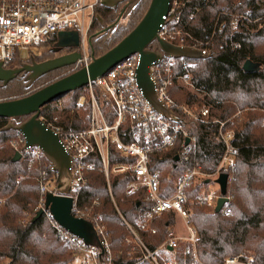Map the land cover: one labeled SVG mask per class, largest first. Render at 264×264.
<instances>
[{
    "label": "trees",
    "instance_id": "16d2710c",
    "mask_svg": "<svg viewBox=\"0 0 264 264\" xmlns=\"http://www.w3.org/2000/svg\"><path fill=\"white\" fill-rule=\"evenodd\" d=\"M149 2L141 0L127 17V25L123 28L109 36L92 37L94 55L111 49L125 37L142 18ZM248 8L252 20L257 21L237 29L234 40L241 44L240 49L232 51L227 40L216 38L210 46V57L191 60L192 82L204 95L196 97L179 88L170 90L177 105L189 108L207 106L212 118L229 120L227 127L235 133V169L229 187L233 196L231 214L225 217L207 206L197 204L196 198L204 182H198L187 191L189 222L198 233L197 252L205 264H218L240 253L252 255L254 264H264V0H190L183 16V21L187 22L194 14L187 30L195 38L205 40L210 36L222 10L243 13ZM97 10L106 19L105 9L99 6ZM96 26L98 22L94 20L91 29ZM49 42L56 43L57 35L48 37L44 43ZM88 53L90 55L89 49ZM247 61L258 65V69L244 71L243 65ZM71 68H61L41 78ZM84 91L85 87L51 102L41 109L40 116L44 108L55 105L51 110V118L58 117L65 130L79 131L86 128L90 115L89 99H85L80 109L75 108ZM98 100L105 120L111 123L113 113L108 109L109 103L103 97ZM173 111L181 127L189 136L196 138V146L190 151H181L177 145L166 153L151 157L150 171L158 174L162 188L167 193L168 172L181 175L200 167L203 173L211 174L219 165L224 150L216 125L194 122L180 109L174 108ZM8 122V119L0 118V261L6 264H72L73 252L56 235L45 218L41 216L34 220L33 211L39 198V172L46 171V179L52 178L54 172L43 157L40 165L34 164L30 168L25 160L12 162L15 152L9 142L18 133L13 130L1 132ZM126 162L132 160L113 152L109 155L110 165ZM95 165V170L86 175L87 185L78 206L91 207L94 214L100 216L110 235L113 264H147L139 263L140 256L125 243L128 232L122 220L135 227L138 225L147 212L143 192L125 197L124 190L134 179L133 175L111 176L109 188L114 205L101 172L102 166L97 160ZM24 214L34 216L23 223ZM172 223L173 214L165 213L154 222L157 230L155 235L142 234L144 243L152 248L161 245Z\"/></svg>",
    "mask_w": 264,
    "mask_h": 264
},
{
    "label": "built area",
    "instance_id": "2783aa9c",
    "mask_svg": "<svg viewBox=\"0 0 264 264\" xmlns=\"http://www.w3.org/2000/svg\"><path fill=\"white\" fill-rule=\"evenodd\" d=\"M189 1L170 0L168 12L162 17L163 24L160 25L157 36L160 40L177 46L197 49L203 56L211 55L210 46L216 38L227 40L232 51L240 49L241 44L234 40L237 29L239 26H247L257 21L252 20L250 8L243 13H232L224 9L218 14L210 36L200 40L187 30L194 14L187 22L183 21ZM98 5L100 0H0L2 68L11 67L14 61L31 54V49L40 48L48 37L60 32H76L79 35L81 60L73 68L77 70L86 66L90 61L87 34ZM151 50H158L156 43L152 44ZM139 65L140 55H130L104 76L85 86L90 101V115L87 127L82 130H65L58 117L51 118L52 107L43 109L39 120L57 134L63 151L70 157L71 184L67 194H59L56 189L58 174L50 166L54 176L46 179V171L41 170L37 179L39 198L34 215L41 210L42 216L73 254L85 256L90 264H113L109 233L100 216L94 214L91 207L78 206L79 198L87 185L86 175L95 170V160H97L102 166L101 172L114 205L109 188L111 176L132 174L134 179L126 186L124 196L132 197L140 191L144 194L147 212L138 225L132 226L121 217L128 232L124 241L140 256L139 263L205 264L197 252L198 233L189 222V212L186 208L187 191L198 182H204L196 202L199 206H207L215 210L218 200L222 197L216 181L221 174L227 175L226 195L223 197L226 203L220 213L225 217L231 214L233 196L229 187L235 169L236 148L233 144L235 133L227 127L229 120L220 121L212 118L209 107L179 106L172 99L170 94L172 88L182 89L196 97L204 95L192 82L191 60L162 56L152 62L149 67L150 80L159 102L173 113L174 108L182 110L194 122L216 125L218 137L224 147L219 165L213 173H203L200 167H195L181 175L169 173L167 177L169 193L165 192L158 174L150 171L151 157L166 153L177 145L181 151H190L196 146V138L189 136L181 127L180 120L171 121L153 109L137 82ZM97 91L109 103L108 109L113 113L111 123L104 118L102 105L97 101ZM84 101L85 97L81 96L75 108L80 109ZM186 140L189 142L186 143ZM9 144L14 152H20L25 145V139L18 133ZM111 152L124 159H131L132 162L110 165ZM42 157L44 158L42 150L35 147H26L21 152V160L28 162V168L34 164L40 165ZM47 193L72 200V217L91 224L99 243L98 247L84 244L81 239L71 235L56 223L50 211L44 207ZM165 213L173 214V223L167 228L162 244L152 248L144 243L142 234L155 235L157 230L154 222ZM178 219L183 222L182 231L175 230L174 225ZM218 264H254V258L250 254L240 253L225 258Z\"/></svg>",
    "mask_w": 264,
    "mask_h": 264
},
{
    "label": "water",
    "instance_id": "95a60500",
    "mask_svg": "<svg viewBox=\"0 0 264 264\" xmlns=\"http://www.w3.org/2000/svg\"><path fill=\"white\" fill-rule=\"evenodd\" d=\"M112 1L113 6L109 5ZM127 0H100V5L106 8L115 9L118 4ZM137 0H131L130 3ZM170 0H150L149 5L142 18L136 26L123 37L115 46L107 50L104 54L95 57L92 50L91 39L87 38V46L90 50V61L86 66L80 67L73 73L62 77L41 89L21 98L0 102V118H5L11 123L7 124L1 132L9 130L16 131L25 139V145L20 152H15L12 162L21 160V152L26 147H35L42 150L44 158L47 160L52 170L58 174L56 189L59 194H67L70 189L71 175L69 173L70 157L63 151L57 134L47 128L40 120L41 109L58 100L68 93L84 88L88 83L94 82L97 78L104 76L115 65L125 60L133 54L140 55V65L137 71V82L142 88L144 97L151 104L153 109L165 118L178 122L177 116L166 108L158 100L154 91V85L150 80L149 67L152 62L162 56L172 59L201 60L210 57L203 56L199 50L188 46H177L160 40L157 33L160 25L163 24L164 17L169 9ZM126 7L123 8V10ZM111 25L103 27L102 32L106 33L113 29L122 16ZM102 34V33H101ZM96 34L95 36H98ZM156 43L158 50L152 51V44ZM54 52L61 49H75L69 54L46 60L41 63L33 62L30 65L23 64L15 69H4L0 64V84L6 87L8 83L14 81L20 75H28L26 81L33 83L46 74L65 67H74L81 60L80 38L76 32H60L57 34V42ZM258 65L247 61L243 65L244 71H254ZM23 118H26L22 121ZM189 140H186L188 143ZM178 160L176 156L175 161ZM216 183L220 187L222 197L218 200L214 212L220 213L221 208L226 203L223 197L226 195L227 175L221 174ZM45 209H48L56 223L71 235L81 239L88 246L98 247L99 243L96 234L88 222L76 219L71 215L72 200L62 196H54L47 193L45 196ZM42 216L39 210L34 220Z\"/></svg>",
    "mask_w": 264,
    "mask_h": 264
},
{
    "label": "rangeland",
    "instance_id": "374dc122",
    "mask_svg": "<svg viewBox=\"0 0 264 264\" xmlns=\"http://www.w3.org/2000/svg\"><path fill=\"white\" fill-rule=\"evenodd\" d=\"M99 6H101V5H98L96 7L95 11H94V17H93L92 24H91L90 29H89L88 34H87V38L93 36L98 30L103 29V27H107V26L111 25V24H109L111 20H109L107 18L106 19H102L101 13L98 12V10H97V8ZM131 9L132 8H130L124 14L121 22L117 25V27L115 28L114 31H118V29L123 28L124 26L127 25L126 22H127L128 18L126 17V14H128ZM118 14H119V11H118V13L110 15L109 17L114 16V17H112V20H113V19H115L118 16ZM94 20H97L98 26H96L95 29L94 28L91 29L92 26H93ZM109 35H110V33H108V36ZM53 45L54 44L49 42V43H44L38 49H34V48L31 49L30 52H32V53L29 54V55H25V57L19 58L15 62V65H18L17 67H19L20 65L28 64L30 61H32V62L44 61V60H47L49 58L53 59V58L59 57V56H61V54H62V56L65 54V52L62 51V50H61L62 52L58 51L60 53L56 52L57 54H55L54 51H50L51 48L53 47ZM105 52L100 53V54H97L98 53L97 52L95 57H98V56L104 54ZM89 58H90V56H89ZM74 71H75V68L72 67L71 69L62 70L61 72H57V73L51 74V75H49L47 77L41 78V79H39V80H37V81H35L33 83H29V82L26 81V78H27L26 75H24V74L20 75V77H18L16 80H14L13 82H11L9 84L8 88H6L7 86L6 87H2V85H0V102L8 101V100L16 99V98H21V97H24L26 95H29V94L41 89L42 87H44V86H46V85H48V84H50V83L62 78V77H65V76L73 73ZM15 82H19V84L15 83ZM82 94H83L82 96L85 97V99L88 98L85 91ZM97 94H98L97 96H99L98 98L100 100H102V97H103L102 94L99 91L97 92ZM98 98H97V101H99ZM61 104H62V102H61ZM57 105H60V104L57 103ZM53 106H55V105H52V108H53ZM11 122L12 121L9 120L8 124L11 123ZM169 173L172 174V175H175L173 172L172 173L168 172L167 173V177H168ZM35 208H34V210H35ZM31 216H34V215H31ZM31 216L27 215V214H24L23 223H26L27 220ZM176 223H177V227H178L177 229L178 230L176 228H175V230L176 231H182L183 230V222H182V220L178 219L176 221ZM85 263H86V260H83V258L75 257L74 258V262L72 264H85ZM0 264H6V262L5 261H0ZM86 264H89V262L87 261Z\"/></svg>",
    "mask_w": 264,
    "mask_h": 264
},
{
    "label": "flooded vegetation",
    "instance_id": "af4514ba",
    "mask_svg": "<svg viewBox=\"0 0 264 264\" xmlns=\"http://www.w3.org/2000/svg\"><path fill=\"white\" fill-rule=\"evenodd\" d=\"M130 1H131V0H127V1H124V2H122V3H120V4H118L117 7H116L115 9L103 7V8L105 9V12H106V13H105L106 18L109 19V20H111L109 24H113V23L118 19V16H119L120 13L122 12L123 8H124V7H126V8L123 10V13H122V16H121L120 20L118 21V23L116 24V26H115L113 29H111L110 31H108V32H106V33L102 32V29H101V30H98L94 35H96V34H99V35H98V36H94V35H93V37H95V38H99V37H101V36H103V35H105V34H108V33L112 34V32H113V31L115 30V28L117 27V25L121 22V20H122L124 14H125L130 8H132V9L130 10V12H129L128 14H126V17H129V15H131L132 11L138 6V4L140 3L141 0H137L136 2L133 1L132 3H130ZM113 4H114V3H113L112 1H109V5L113 6ZM118 11H119L118 16H117L115 19L112 20V17H114V16H112V17H109V16H110V15H113V14H115V13H118ZM126 17H125V18H126ZM102 19H103V18H102ZM109 24H108V25H109ZM101 33H102V34H101ZM55 44H56V43H54V45H53V47L51 48L50 51L57 50V48H55ZM61 50L65 52L64 55L76 51L75 49H61ZM61 50H60V52H62ZM60 52H57V53H60ZM57 53L55 52V54H57ZM61 56H62V54H61ZM49 59H52V58H49ZM49 59H47V60H49ZM44 61H46V60H44ZM44 61H37V62H35V63H41V62H44ZM32 63H33V62L30 61L27 65H30V64H32ZM17 66H18V65H15V63H14L11 67H9V68H7V69H10V70H11V69H15ZM17 68H18V67H17ZM26 76H28V75H26ZM18 77H20V76H18ZM18 77H17V78H18ZM17 78H16V79H17ZM0 85H1V84H0Z\"/></svg>",
    "mask_w": 264,
    "mask_h": 264
},
{
    "label": "crops",
    "instance_id": "0c3cea01",
    "mask_svg": "<svg viewBox=\"0 0 264 264\" xmlns=\"http://www.w3.org/2000/svg\"><path fill=\"white\" fill-rule=\"evenodd\" d=\"M174 226H175L176 229L178 228V227H177V223H175ZM177 230H178V229H177ZM109 243H110V235H109ZM110 247H111V244H110ZM111 250H112V249H111ZM73 256H74V258H75V257H77V258H83V260H86V263H87V261L89 262V260H88L85 256H82V255H75V254H74ZM86 263H85V264H86ZM89 264H90V262H89Z\"/></svg>",
    "mask_w": 264,
    "mask_h": 264
}]
</instances>
